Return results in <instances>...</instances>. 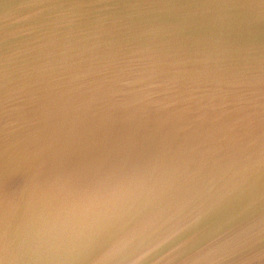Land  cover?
I'll return each mask as SVG.
<instances>
[{"label": "water", "instance_id": "1", "mask_svg": "<svg viewBox=\"0 0 264 264\" xmlns=\"http://www.w3.org/2000/svg\"><path fill=\"white\" fill-rule=\"evenodd\" d=\"M0 264H264V0H0Z\"/></svg>", "mask_w": 264, "mask_h": 264}]
</instances>
